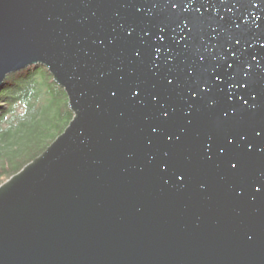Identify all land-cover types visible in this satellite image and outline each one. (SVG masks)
<instances>
[{"label":"water","instance_id":"1","mask_svg":"<svg viewBox=\"0 0 264 264\" xmlns=\"http://www.w3.org/2000/svg\"><path fill=\"white\" fill-rule=\"evenodd\" d=\"M262 46L264 0H0V89L42 65L74 114L0 186V264H264Z\"/></svg>","mask_w":264,"mask_h":264},{"label":"trees","instance_id":"2","mask_svg":"<svg viewBox=\"0 0 264 264\" xmlns=\"http://www.w3.org/2000/svg\"><path fill=\"white\" fill-rule=\"evenodd\" d=\"M74 118L42 65L9 75L0 89V186L40 157Z\"/></svg>","mask_w":264,"mask_h":264},{"label":"snow or ice","instance_id":"3","mask_svg":"<svg viewBox=\"0 0 264 264\" xmlns=\"http://www.w3.org/2000/svg\"><path fill=\"white\" fill-rule=\"evenodd\" d=\"M178 2L179 3H182L183 0H178ZM177 6H178L177 4H173V7H177ZM255 6L257 8H260L262 5H261V3H256ZM185 30H187V34L182 37V40L186 42L185 43V47H187L188 46V42L191 41V39H192V37L194 35L192 27H189V20L183 21L182 22V26L179 27V31L181 33H184ZM161 31H163V29H161ZM160 39H163V37H160ZM173 40H175V36H173ZM237 43H239V41H237ZM262 47H264V46H262ZM155 52L158 54L157 55V59L158 60L162 59L161 49L157 48L155 50ZM137 56H140V53L139 52L137 53ZM171 59H172V57H169L167 60H164V62L165 63H168ZM201 59H204V57H201ZM228 67H229V69H231L232 68V65H228ZM237 71H240V70H237ZM250 71H251V69H249L248 71H244L242 73V78L238 81V83L243 88L247 89V91L245 92V95L249 96V98L251 100L255 101L256 100V95L254 94V89L251 87L253 85V81H251L250 78H249ZM229 78L230 79H233V77H229ZM218 79H219V77H218ZM168 83L171 84L172 81H168ZM232 87L235 88L236 87V84H233ZM209 91H211V90L208 89V88H205L204 89V92L205 93H207ZM221 91H223V89H221ZM230 91H231V89H230ZM113 95H115V93H113ZM135 95L138 97L140 95V93H136ZM191 95L195 98V97H199L200 94L199 93H196V92H193V93H191ZM229 99H231V97H229ZM244 103L245 104H248V101L245 100ZM249 107H253V105H249ZM236 111H240V109H236L234 111V113H233L234 115H235ZM190 112H191V105L189 106V110H188V113L189 114H190ZM164 115L166 117H168L169 116V113L165 112ZM153 131L155 132L156 129H153ZM177 139H179V137ZM227 149H228V145H224V148L221 150V154L224 155V156H227V154H228L227 153ZM210 150H211V147H209V151ZM261 151H264V148H262ZM209 159H211V157H209ZM227 163H231V160H228ZM232 168L233 169H236V165L233 164L232 165ZM258 182L261 184V188H264V172H261L260 173ZM255 183H256V181L253 182V186H254ZM256 196H264V192H261V189L260 188H257L256 193L253 195V200H255Z\"/></svg>","mask_w":264,"mask_h":264}]
</instances>
